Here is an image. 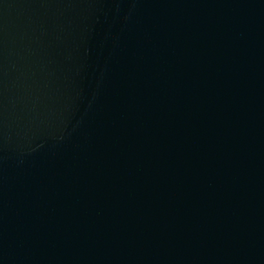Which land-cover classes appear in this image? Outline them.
Returning a JSON list of instances; mask_svg holds the SVG:
<instances>
[{
  "label": "water",
  "instance_id": "95a60500",
  "mask_svg": "<svg viewBox=\"0 0 264 264\" xmlns=\"http://www.w3.org/2000/svg\"><path fill=\"white\" fill-rule=\"evenodd\" d=\"M264 68V0H0V227Z\"/></svg>",
  "mask_w": 264,
  "mask_h": 264
}]
</instances>
